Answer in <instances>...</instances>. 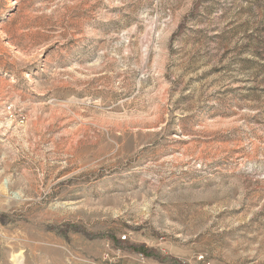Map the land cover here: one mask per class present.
<instances>
[{
	"label": "rangeland",
	"instance_id": "1",
	"mask_svg": "<svg viewBox=\"0 0 264 264\" xmlns=\"http://www.w3.org/2000/svg\"><path fill=\"white\" fill-rule=\"evenodd\" d=\"M0 264H264V0H0Z\"/></svg>",
	"mask_w": 264,
	"mask_h": 264
},
{
	"label": "trees",
	"instance_id": "2",
	"mask_svg": "<svg viewBox=\"0 0 264 264\" xmlns=\"http://www.w3.org/2000/svg\"><path fill=\"white\" fill-rule=\"evenodd\" d=\"M140 251V250H139ZM141 252V251H140ZM145 253V252H144ZM148 253H149V251H148ZM157 258H159V257H157ZM159 260H162V258H159Z\"/></svg>",
	"mask_w": 264,
	"mask_h": 264
}]
</instances>
